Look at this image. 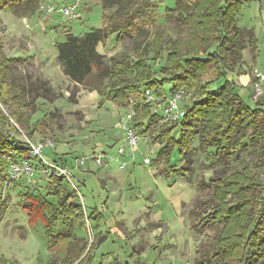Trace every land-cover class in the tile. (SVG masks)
<instances>
[{
    "label": "rangeland",
    "instance_id": "rangeland-1",
    "mask_svg": "<svg viewBox=\"0 0 264 264\" xmlns=\"http://www.w3.org/2000/svg\"><path fill=\"white\" fill-rule=\"evenodd\" d=\"M148 1L150 14L139 24L152 33H160L164 42L183 38L185 32L165 15L166 9L174 7L175 0ZM101 3L102 0H35L32 5L37 9L25 17L23 15L29 14L30 8L0 9V53L14 60L9 65L7 80L13 82L21 104L29 109L25 112L29 116L27 128L31 137L24 134V126L12 120L11 124L21 140L43 145L46 141L52 142V146L43 147L42 156L48 160L61 158L60 162L70 168L80 156H107L101 166L87 160L83 167L74 170L80 181L82 205L89 216L87 226L79 219L74 228L76 236L86 242L93 256L89 264H197L199 253L214 242L221 228L204 219L208 213L200 206L201 202L211 200L213 185L210 179L243 168L258 174L254 163L261 143L249 144L244 139L242 142L247 148L229 159L216 155L213 148L202 149L194 139L186 154L171 150L167 162L162 154L165 145L158 142L159 126L166 122L161 124L159 120L149 122L144 132H139L146 140L139 139L133 153L134 163L120 169L116 150L123 146L124 138L119 123L136 104L145 103V92L140 90L128 97V108L119 107L111 97L68 81L57 60L56 45L64 41L67 33L82 36L90 28L101 27L102 12L112 11L103 10ZM71 4L77 5L75 18L67 19L57 11L45 17L48 6L58 10ZM235 27L240 30L238 56L235 66L227 70L232 74L228 79L233 78L242 87L244 102L254 108L255 101L248 94L252 92V70L264 73V0L243 1ZM250 37L255 40L256 52L251 48ZM133 47V39L112 33L105 45L98 44L96 50L106 65L111 58L122 56L135 63ZM152 56L149 52L145 61L161 83L165 96L169 97L172 85L162 81L164 60L156 61ZM220 74V70H212L203 75L202 82L208 92H215L222 86L218 81ZM149 92L154 99L160 100L154 90ZM261 99L264 100V96ZM186 102L191 104L189 96ZM0 108L6 113L4 105L0 104ZM151 113L160 114L156 104L151 106ZM170 136L178 140L179 129H173ZM145 158L149 159L148 164L143 162ZM183 165L184 170L181 169ZM37 168L36 183L19 179L7 182L2 188L0 202H4L5 207L0 216V264L50 262L49 248L54 237L46 234L39 221L33 223L21 207L22 197L27 192L52 201L47 194L48 177L41 167ZM260 177L264 179V175ZM64 185L73 195L71 187ZM63 228L59 221L54 234Z\"/></svg>",
    "mask_w": 264,
    "mask_h": 264
},
{
    "label": "trees",
    "instance_id": "trees-1",
    "mask_svg": "<svg viewBox=\"0 0 264 264\" xmlns=\"http://www.w3.org/2000/svg\"><path fill=\"white\" fill-rule=\"evenodd\" d=\"M34 1L0 0V9L30 8L25 17L37 9L32 5ZM243 1L248 0H175L174 7L166 9L165 15L175 20L185 35L164 42L160 33H152L139 24L150 14L148 0H102V9L112 11L102 13L101 28H90L82 36L67 33L64 41L56 45L57 60L68 81L90 92L107 95L123 108H128V97L140 90H154L158 97L166 95L145 58L152 52L153 60H164L162 81L172 85L169 97L177 90L184 91L180 102L183 118L178 123L159 126L158 142L165 145L162 154L167 162L171 150L186 154L194 139L202 149L213 148L216 155L229 159L247 148L242 142L244 139L249 144L261 143L254 163L258 174L243 168L210 179L211 200L201 202L200 206L208 213L204 219L221 228L214 242L199 253L197 264H264V179L260 177L264 175V100H256L254 108L246 105L241 96L242 87L233 78L228 79L232 74L227 71L235 66L238 56L240 30L235 24ZM112 33L134 40L135 63L127 56L111 58L108 65L103 62L96 47L99 43L105 45ZM254 41L250 37L251 48L256 52ZM13 63L14 60L0 53V104L6 110L5 113L0 108V196L7 168L3 151L11 153L15 159L30 157L29 145L17 138L19 132L11 124L12 120L24 126V134L31 137L27 128L29 116L25 112L28 108L21 104L13 82L7 80L9 65ZM212 70H220L218 81L222 86L208 92L202 78ZM243 90L248 92L246 88ZM187 96L191 98L190 105L185 104ZM152 105L144 103L133 107V123L138 132L143 133L149 122L161 120V114L151 113ZM175 128L179 129L178 140L170 136ZM60 159L50 160L60 162ZM181 169L184 170L185 165ZM64 186L60 179H48L47 194L52 201L27 192L22 197L21 207L33 223L39 221L46 234L54 237L49 248L52 253L49 264H89L90 250L86 242L76 236L74 228L77 220L82 219L84 223V211L77 196L68 193ZM4 207V202H0V216ZM87 218L89 220V216ZM59 221L64 228L54 234Z\"/></svg>",
    "mask_w": 264,
    "mask_h": 264
},
{
    "label": "built area",
    "instance_id": "built-area-1",
    "mask_svg": "<svg viewBox=\"0 0 264 264\" xmlns=\"http://www.w3.org/2000/svg\"><path fill=\"white\" fill-rule=\"evenodd\" d=\"M76 4H71L67 7L55 10L53 6H48L46 9L45 17H48L53 11H57L67 19L75 18L77 15L74 12ZM251 95L254 101L259 100L264 96V73L253 69L252 70V81H251ZM145 103L156 104L161 114V122L178 123L184 116V111L180 107V102L183 99L184 91L177 90L170 97L161 96L159 101L154 99V96L149 91H144ZM132 104V101L130 102ZM133 109L129 110L125 117L120 120L119 126L123 132L124 144L116 150V161L119 163V168L124 169L128 165L126 157L133 159V153L137 148L139 139L146 140L144 136H141L133 123ZM25 142L29 145V156L26 158L15 159L11 153L4 152V159L7 162V168L5 173V183L17 182L19 179L25 180L29 184H34L38 181L37 172L38 166L42 168L43 173L48 179H60L71 187L74 194L82 204V196L80 194L78 185L80 184L78 175L74 172L76 168L83 167L87 160H91L95 165L101 166L104 163V159L107 157L104 154H91L89 156H80L75 159L74 166L68 167L62 162L48 160L42 156V149L45 145L52 146L53 143L46 141L45 144H34L31 141L25 139ZM31 159H36L37 162H32ZM39 159V160H38ZM145 164L149 163V159L143 160ZM84 221L87 223V219Z\"/></svg>",
    "mask_w": 264,
    "mask_h": 264
},
{
    "label": "crops",
    "instance_id": "crops-1",
    "mask_svg": "<svg viewBox=\"0 0 264 264\" xmlns=\"http://www.w3.org/2000/svg\"><path fill=\"white\" fill-rule=\"evenodd\" d=\"M103 13V12H102ZM101 26H102V20H101ZM98 28H101V27H98ZM100 44V43H99ZM98 46V45H97ZM96 49H97V47H96ZM181 107V106H180ZM183 110V109H182ZM184 111V110H183ZM161 124H163V123H161ZM166 124H171L170 122L168 123H166ZM125 160H127L128 161V164L129 163H134V160L133 159H131L130 157H126L125 158ZM79 203H80V201H79ZM81 206H82V208H83V211H84V217H83V220L86 218L87 219V223L84 221V224L87 226L88 225V218H87V216H86V214H85V209H84V206L81 204ZM93 220L96 222V220H97V217L95 216L94 218H93ZM91 227V226H90ZM93 227V226H92ZM106 238V237H105ZM91 256V255H90ZM91 257H93V256H91Z\"/></svg>",
    "mask_w": 264,
    "mask_h": 264
}]
</instances>
